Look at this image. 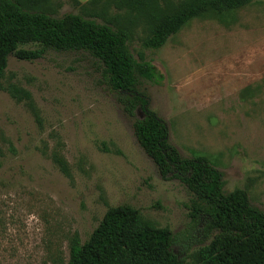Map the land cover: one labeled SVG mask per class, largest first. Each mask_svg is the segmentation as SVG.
<instances>
[{
    "label": "rangeland",
    "instance_id": "1",
    "mask_svg": "<svg viewBox=\"0 0 264 264\" xmlns=\"http://www.w3.org/2000/svg\"><path fill=\"white\" fill-rule=\"evenodd\" d=\"M75 1L25 0L23 8L128 31L136 60L164 77L141 89L168 125L170 143L183 158L209 159L226 193L245 190L264 211V0L196 18L158 50L143 48L145 20L104 2ZM187 1L159 6L164 12ZM0 163V264H68L71 240L87 242L108 210L123 205L180 240L202 238L192 227V195L180 181L161 178L85 53L48 50L33 62L9 56L0 78ZM187 239L195 246L186 264H197L209 241Z\"/></svg>",
    "mask_w": 264,
    "mask_h": 264
},
{
    "label": "trees",
    "instance_id": "2",
    "mask_svg": "<svg viewBox=\"0 0 264 264\" xmlns=\"http://www.w3.org/2000/svg\"><path fill=\"white\" fill-rule=\"evenodd\" d=\"M24 1L0 0V78L9 56L33 62L48 50L89 55L98 64L108 91L132 119L137 142L161 178L180 181L192 195V227L202 238L196 239L193 233L186 236L200 244L209 241L197 251V264H264V211L251 204L245 190L226 193L223 174L209 159L183 158L170 143L168 125L150 109L149 96L141 89L143 81L160 85L164 77L144 58L136 60L128 47L129 32L74 14L58 19L28 12ZM102 2L145 20L150 34L143 48L158 50L194 19L222 16L258 0H188L164 12L159 0H90L89 4ZM24 46L36 48L25 50ZM187 238L180 240L169 229L146 222L139 210L123 205L108 210L87 242L82 244L77 235L71 240L68 264H186V254L195 246L188 245Z\"/></svg>",
    "mask_w": 264,
    "mask_h": 264
}]
</instances>
